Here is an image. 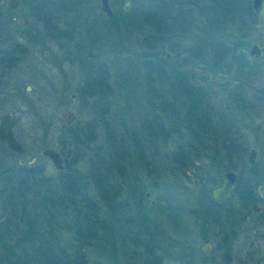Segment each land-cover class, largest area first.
<instances>
[{"label": "trees", "instance_id": "1", "mask_svg": "<svg viewBox=\"0 0 264 264\" xmlns=\"http://www.w3.org/2000/svg\"><path fill=\"white\" fill-rule=\"evenodd\" d=\"M121 1L114 6L115 13L107 17L99 10L98 0H57L61 6L67 3V12H74V16L68 30L55 26L54 37L65 33L71 39V29L76 25L82 39L97 49L102 46L100 40L109 38L117 64L124 68L119 80V90H124L122 98L127 105L126 92L133 93L135 103L148 96L144 115L149 118L140 121L138 130L131 133L123 115L118 128L110 116L107 102L112 92L103 73L102 77L89 78L76 94L82 102L95 99L91 125L85 126L87 130L102 127L105 141L101 148L87 153V169L82 175L64 174L53 182L40 179L41 169L33 165L0 164V202L6 213L0 221V264H86L88 252L113 264H190L196 256L194 240L182 237L175 241L150 219L141 193L128 203L129 186L122 189L125 168L131 148L135 150L138 142L144 144L153 136V126H157V133L165 129L178 135L173 156L182 163L204 151L207 168L212 166L219 173L228 166L231 156L241 158L242 142L237 132L240 125L236 118L234 121V114L244 118V97L235 86L220 83L226 100L216 108L209 101L207 87L195 85L193 71H220L221 78L231 73L234 77L249 62H255L246 57L244 50L256 16L250 0H130L127 11ZM31 2L36 17L53 24L57 4L50 0ZM3 32L6 31L1 29L0 38ZM9 40L1 41V66L13 64L9 52L15 49ZM156 111L165 118L166 128L157 123ZM92 135L86 131L81 138L73 129L67 134L64 150H76L69 164L82 157V149L94 141ZM0 142L16 148L8 132L0 131ZM138 159L144 166L149 162L143 155ZM216 180L215 177L211 183ZM238 191L237 186L232 203L239 207L231 213L224 211L223 204L215 203L209 187L203 185L192 198L193 206L188 207L187 199L184 201L180 193L167 188L157 201H164L161 206L175 223L183 222L178 220L181 216H190L199 239H213L225 228L235 235L247 222L246 202L249 204L251 198L245 200ZM100 204L107 216L101 215ZM61 230L71 233L70 253L57 242L55 234Z\"/></svg>", "mask_w": 264, "mask_h": 264}, {"label": "rangeland", "instance_id": "2", "mask_svg": "<svg viewBox=\"0 0 264 264\" xmlns=\"http://www.w3.org/2000/svg\"><path fill=\"white\" fill-rule=\"evenodd\" d=\"M31 1L0 0V17H3L0 19V30L6 31L2 33V38L9 40L11 37L9 42L15 49L9 52L13 64L8 67L0 65V131L8 132L11 137L10 143L16 146L15 149H11L6 142H0V164L33 165L41 169L40 179L47 178L56 182L64 174L82 175L87 169V153L101 148L105 143L102 127L94 126L91 130H87L85 126L91 125L90 120L93 119L97 106L95 99L90 98L82 102L76 97L79 88L85 85L89 78L105 75L109 90L112 92L107 102L110 116L117 121L118 125L124 115L128 132L138 130L139 122L149 118L148 114L144 115V112L148 110L146 102L149 99L146 96L144 100L140 99L135 103L133 93L126 92L129 102L125 104L122 98L124 90H119L121 71L124 68L117 64V55L109 46V38L100 40L101 43L100 41L99 43L102 46L97 49L92 43L82 39L84 36L78 33L79 28L76 25L71 29L74 30L71 39L65 37V33L62 37H54L55 26L68 30L72 25L70 23L74 12H67L69 8L67 3L61 6L57 0H50L57 4L56 19L52 24V22H45L41 17H36L37 11L32 10ZM119 1L121 0H109L114 13V6ZM65 6L66 11L63 10ZM9 17H11L9 25H6ZM21 17L26 19L27 23L24 26L21 25ZM247 37L248 43L244 50L246 57L249 58L247 50L253 43L262 48L263 55L255 62H249L234 77L231 73L221 78L220 71L209 70L206 73L198 68L193 71V74L195 85L203 89L207 87L209 101L216 108L226 100L225 93L220 89V83H227L229 87L235 86L240 96L244 97V102L247 104H245L247 107L244 118L239 119L234 114V121L236 118L235 122L240 125L237 132L242 142V155L240 159H237V156H231L227 167L236 173L239 170L244 172L245 152L249 148L257 149L256 164L252 172L253 184L256 187L258 184H264V27L256 31L251 30ZM2 38H0V53L3 50ZM71 94L74 95L72 99L69 98ZM61 104L66 105L75 115V120L64 125V128L57 123L56 110ZM243 111L244 108L242 114ZM154 115L157 123L166 128L165 118L157 111ZM53 125H56L55 132H52ZM119 127H121L120 124ZM151 128L154 130V135H150L144 144L138 142L135 150L131 148L130 162L126 164L122 189L129 186L128 192L131 196L128 203L134 202V196L141 193L142 205L147 215L154 223L166 229L172 239L177 241L186 237L194 240L197 246L202 239H199L198 228L195 227L191 217L181 216L178 220L183 222L175 223L161 206L165 204L164 201H157V198L165 194V188H167L171 192L180 193L179 197L184 201L187 199L188 207L193 206L192 198L197 194L200 186L209 187L210 195V190L221 178L222 171L217 173L218 170L213 169L212 166L210 169L207 168L204 151L201 152L202 154L199 153L198 157L190 156V159L183 163L177 161L173 153L178 135L165 132V129L157 133V126ZM71 129L79 132L81 138L86 131L89 135L93 134L94 141L88 145L87 149H82L83 155L80 159L69 164V158L76 154V150L74 147L64 150L63 142H68L67 134L71 133ZM136 137H138L137 134L135 139ZM44 148L53 149L66 158L67 161L63 163L62 169H55L48 158L39 155V151ZM142 155L143 159L149 161L146 166L138 159ZM246 176L250 180V175L246 174ZM215 177L217 180L212 184L211 181ZM135 191L137 192L134 193ZM0 205L3 207L1 202ZM255 205L259 206L260 212H251L249 221L242 224L235 235L225 228L220 229L216 238L212 239L219 248L231 252L234 264H255L258 259L264 258V198L257 197ZM237 207L239 206L235 203L229 202L224 205V211L231 213ZM100 213L102 216L108 215L102 204H100ZM254 222H258L259 227L250 230V224ZM55 236L59 246L70 253L71 233L61 230ZM87 256L86 264H113L101 258H94L89 252ZM212 261V256L202 257L196 253L190 264H208ZM26 263L30 264L29 261Z\"/></svg>", "mask_w": 264, "mask_h": 264}, {"label": "water", "instance_id": "3", "mask_svg": "<svg viewBox=\"0 0 264 264\" xmlns=\"http://www.w3.org/2000/svg\"><path fill=\"white\" fill-rule=\"evenodd\" d=\"M155 1V0H148ZM130 0H124L122 8L124 11L128 10ZM99 9L106 16H110L112 11L108 0H98ZM250 6L256 16V21L253 24V31L260 27H264V0H250ZM21 25H26V19L21 17ZM262 54V48L258 44H251L247 50V55L251 58H258ZM57 123L60 125L70 124L75 120L74 113L70 112L66 105L61 104L57 110ZM56 131V125L52 126V132ZM257 151L251 149L245 157V163L251 165L255 161ZM39 155L49 159L55 169H62L63 163H66V158L61 154L50 148H44L39 151ZM22 163V162H21ZM235 184V175L231 171L224 172L219 183L211 189V198L215 203L222 204L226 202L231 195V191ZM257 209V208H256ZM5 209L0 205V221L5 217ZM213 241L210 238H203L196 246V253L198 256H206L213 252ZM214 263L211 264H232V256L226 250H217L214 253Z\"/></svg>", "mask_w": 264, "mask_h": 264}, {"label": "flooded vegetation", "instance_id": "4", "mask_svg": "<svg viewBox=\"0 0 264 264\" xmlns=\"http://www.w3.org/2000/svg\"><path fill=\"white\" fill-rule=\"evenodd\" d=\"M108 2H109V0H108ZM130 4V3H129ZM109 6H110V3H109ZM110 9H111V11H112V14H113V10H112V8H111V6H110ZM128 9H129V7H128ZM100 10V9H99ZM104 14V13H103ZM111 14V15H112ZM105 15V14H104ZM110 15V16H111ZM106 16V15H105ZM107 17H109V16H107ZM263 55V50H262V54H261V56ZM261 56H259L258 58H251V57H249V58H251V59H255V60H257V59H259ZM69 98L70 99H72V98H74V95L73 94H71V95H69ZM240 100H241V98H240ZM243 100V99H242ZM244 104V109L246 110V107L247 106H245V102L243 103ZM247 105V104H246ZM216 111V109H213L211 112L213 113V112H215ZM211 113V114H212ZM214 114V113H213ZM213 114H212V116H213ZM216 128H217V126H216ZM239 128H240V126H239ZM218 129V128H217ZM251 149H255V148H249L246 152H245V155L243 156V171L244 172H242V170H239L238 171V173H236V172H234L233 170H231L230 169V167H227V168H225L223 171H222V173H221V177H222V174L224 173V172H227V171H231V172H233L234 173V175H235V184H234V187H233V189H232V191H231V195H230V198L226 201V202H224V203H222L223 205H226L227 203H231V202H233V194H234V191H235V188L238 186V193H239V195H240V197H243L245 200H247V199H250L251 201L249 202V204L246 202V205L249 207V212L250 213H248L247 215H245V218H246V220L247 221H249V214H251V212H254V213H258V212H260V211H258L259 210V206H256L255 205V201L257 200V197L258 198H264V184H258L256 187H254V184H253V175H252V172L254 171V166H255V164H256V157H257V154H258V150L257 149H255L256 151H257V153H256V157H255V161H254V163H252L251 165H247L246 163H245V157H246V154L248 153V151H250ZM232 169H234V168H232ZM246 174L247 175H250V180L248 179V176H246ZM221 179V178H220ZM220 179H218V181L216 182V184L214 185V186H216L218 183H219V181H220ZM214 186H212V188L214 187ZM211 188V189H212ZM210 196H211V190H210ZM218 204V203H217ZM221 204V205H222ZM257 208V209H256ZM261 209V208H260ZM258 223V222H257ZM257 223L256 224H254V223H252V224H250L251 226V228H250V230H255L256 229V227H259V225H257ZM238 231V230H237ZM240 232H242L241 230H240ZM211 239V238H210ZM212 240V239H211ZM213 241V240H212ZM213 246H214V250H213V252L211 253V254H209V255H206V256H203V257H207V256H212V258L214 257V253L217 251V250H220L221 248H217L216 247V245H215V243H214V241H213ZM222 250H226V249H222ZM226 251H228V250H226ZM230 254H231V252L230 251H228ZM231 256H232V264L234 263V261H233V255L231 254ZM264 259V258H263ZM263 259H258L256 262H255V264H261L262 262H263ZM211 263H214V258H213V261L212 262H210V263H208V264H211Z\"/></svg>", "mask_w": 264, "mask_h": 264}]
</instances>
